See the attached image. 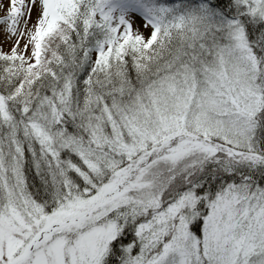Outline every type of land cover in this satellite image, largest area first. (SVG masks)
<instances>
[{"label":"snow or ice","instance_id":"1","mask_svg":"<svg viewBox=\"0 0 264 264\" xmlns=\"http://www.w3.org/2000/svg\"><path fill=\"white\" fill-rule=\"evenodd\" d=\"M0 24V264H264V0Z\"/></svg>","mask_w":264,"mask_h":264},{"label":"rangeland","instance_id":"2","mask_svg":"<svg viewBox=\"0 0 264 264\" xmlns=\"http://www.w3.org/2000/svg\"><path fill=\"white\" fill-rule=\"evenodd\" d=\"M0 42H4V26L0 24ZM5 46H7V43H5Z\"/></svg>","mask_w":264,"mask_h":264}]
</instances>
